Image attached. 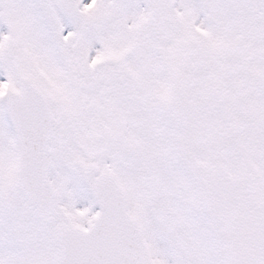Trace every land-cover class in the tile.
Wrapping results in <instances>:
<instances>
[{
	"label": "snow or ice",
	"instance_id": "snow-or-ice-1",
	"mask_svg": "<svg viewBox=\"0 0 264 264\" xmlns=\"http://www.w3.org/2000/svg\"><path fill=\"white\" fill-rule=\"evenodd\" d=\"M0 264H264V0H0Z\"/></svg>",
	"mask_w": 264,
	"mask_h": 264
}]
</instances>
